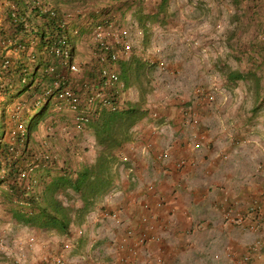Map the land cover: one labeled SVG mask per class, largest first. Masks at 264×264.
<instances>
[{
  "label": "rangeland",
  "instance_id": "obj_1",
  "mask_svg": "<svg viewBox=\"0 0 264 264\" xmlns=\"http://www.w3.org/2000/svg\"><path fill=\"white\" fill-rule=\"evenodd\" d=\"M125 1L129 2V0H87L79 4V8L76 9L87 11L110 4L115 11L117 30H128L130 53L140 55L142 59H147L151 64L149 77H145L138 84L141 88L129 86L125 92L119 94V98L137 101L142 93L144 107L148 109L149 114L144 116L139 123H151L157 127L158 131L163 132L165 137L170 134V136H176L178 141L184 140L187 152L193 154L190 157L189 154L182 153L179 159L172 158V167L169 165L171 173L168 174V179L171 180L175 174L182 172L190 164L198 166L197 171L202 174L204 167H200L203 163L202 150L215 152L216 148L223 150L222 146L230 145L235 148L233 151L235 156L225 158L226 162L240 161V164L245 166V170L248 167L251 168L248 176L258 180L261 176L260 172L264 171V169L261 170L262 161L259 157V151L262 152L264 147V109L261 108L264 89L257 93L249 89L253 81L247 76L246 80L242 78L231 80L227 74L230 70L239 68L246 75V71L251 69V72L260 77L261 84L264 86V26H262L264 22L254 21L250 23L252 26L249 29H247L249 25L243 22V20H255L254 17L260 14L264 0H169L162 12H156L155 9L159 0H150L148 4L145 3L144 9L150 14L153 12L155 19L147 23L145 33L138 27L136 29L128 27L133 21L131 15L133 7L126 9L121 16L120 12L115 9ZM64 8L69 15L77 12L71 6ZM87 18L89 20V17ZM233 20L238 21V27L234 25ZM244 25L247 30L243 31L240 27ZM81 26L84 25L81 24ZM138 30L142 33H137ZM84 33L77 42L76 59H82L87 68H94L97 66L93 51L96 38ZM212 42L213 45H211ZM7 54L12 56L11 52ZM76 72L80 74V68L76 67L73 74ZM211 93L214 95L213 99L209 98ZM154 102L166 103V106L170 103L175 105L180 109V122L174 124L166 119L170 111H165V113L156 111L157 109L150 104ZM166 110L169 109L166 108ZM62 120L55 131V144L51 147L49 145L51 160L42 162L37 167L38 173L48 171L49 178L56 175L58 170L65 166L64 164L74 165L75 168L81 163L93 164L98 152L102 150L95 144L90 126L82 130L70 121L71 116ZM175 125H180V127L175 129ZM141 129L138 127L135 130L139 131L142 136ZM174 130L178 131L174 132ZM131 131L132 129H130V134ZM216 133L220 137L214 139L217 136ZM235 139L238 142H235ZM232 140L235 142L234 145H232ZM166 144H169L168 141ZM253 144L257 145V149L260 150H253ZM132 145L133 143L128 140L123 146L130 151L123 150V147L116 151L115 165L118 168L119 177H123L125 183L131 181L133 176L132 171H129L127 175L124 173V167L132 166L130 161L136 153L131 150ZM148 151L145 148L140 153L147 156V153L152 154L153 152ZM154 154L156 158H159L158 160H164V163H167L170 156L166 148L156 150ZM41 159L42 157H38V161ZM160 164L156 167L157 170L159 168L163 170L166 166L161 162ZM145 172L154 173L153 170L148 169ZM141 174L146 176L144 173ZM158 174L161 175V173ZM37 176L35 175L33 180ZM30 181L26 182L29 184ZM149 182L146 190L161 196L165 190L170 192L175 186L170 184L171 188L162 189L161 193L156 188L157 182ZM32 185L35 189L37 188L36 190L40 189L37 179ZM30 187L27 188L28 192L31 191ZM124 193V189L115 186L101 202L104 200L106 206L111 203L115 204H111V210L108 211L119 208L121 210L120 219L125 225L123 226V223L116 225L115 222L104 220L102 217L101 219L93 218L89 223L87 221L89 225L95 224L92 226V232L96 234V237L88 234V226H85L87 229L83 226L82 237L75 240L70 237L72 242L79 244L80 249L63 252L64 264L70 262V259H77L79 264H90L84 259L87 258L86 254L91 253L96 262L93 264H119L117 258L121 254L119 246L124 243L125 227L133 226L136 229L139 223L144 226L146 232H148L149 224L154 226V234L156 238L158 237L157 242L160 245L158 248L163 250L159 255L161 264H237V258L252 242V239L248 241L254 236L250 232L237 227H234L233 231H230L231 228L222 230L223 224H232L225 220L223 214L219 216L222 222L217 224L205 221L200 223L192 219V214L187 212L186 216L191 224H188L185 233L181 234L178 230L173 233L170 227H166L167 222L164 228L169 231L163 228L158 230L156 210L165 205V200L161 198L162 200L153 201L151 204L148 200L138 197L140 203L132 205L130 198L134 195L130 194V197V195L125 196ZM263 195L264 193L252 198ZM142 202L147 203L149 207L141 206ZM72 204L75 206L74 202ZM127 204L130 207H127ZM104 205L102 208H106ZM136 207L141 210L137 213L136 224L126 222L122 216L123 213L132 214L128 208ZM143 218L146 221H143ZM170 221L171 227L174 228L173 216H170ZM168 225L170 226V223ZM70 229L71 235L79 234L73 226ZM118 231L119 237L116 235ZM91 237L95 239L94 246L88 242ZM66 239L65 235L57 233L54 229H40L33 223L13 216L8 205L2 201L0 193V264H41L45 256L53 254L51 249H59ZM87 242L89 251L82 248ZM127 242L131 243L126 240L124 244ZM232 243L233 245L242 244V247L238 246L230 252ZM156 252L158 251L152 252V255ZM145 258V254L143 257L141 252L139 258L130 264H154L152 258H148V261H145Z\"/></svg>",
  "mask_w": 264,
  "mask_h": 264
},
{
  "label": "trees",
  "instance_id": "obj_2",
  "mask_svg": "<svg viewBox=\"0 0 264 264\" xmlns=\"http://www.w3.org/2000/svg\"><path fill=\"white\" fill-rule=\"evenodd\" d=\"M148 1L129 0L115 9L121 16L133 7V21L128 27L145 33L147 23L155 19L153 12H145ZM83 2L87 0H0L1 198L13 216L74 240L82 233L71 235L70 227L78 231L91 209L116 186V151L130 140V129L149 114L142 93L137 101L119 98V94L129 86L136 88L149 77L152 67L134 53L112 59L111 53L120 48L119 43L112 42L118 34L114 8L106 4L77 11ZM168 2L159 0L156 12H162ZM65 6L77 12L69 15ZM233 21L237 25L238 21ZM99 29L110 49L104 51L94 39L97 66L87 68L82 59H76L77 42L84 32L95 37ZM118 37L121 42L126 39L120 34ZM71 65L80 68V74H73L76 70ZM106 68L115 70L117 81L102 74ZM227 76L231 80H246L247 76L253 81L250 90L259 93L264 89L251 69L246 75L239 68L233 69ZM69 116L82 130L90 126L94 142L102 150L93 164L81 163L77 168L64 164L49 178L48 171L38 173L37 167L51 160L49 149L55 144L56 128ZM38 157L42 159L38 161ZM23 171L27 172L24 178ZM35 175L38 190L32 185ZM27 180H31L29 184Z\"/></svg>",
  "mask_w": 264,
  "mask_h": 264
},
{
  "label": "crops",
  "instance_id": "obj_3",
  "mask_svg": "<svg viewBox=\"0 0 264 264\" xmlns=\"http://www.w3.org/2000/svg\"><path fill=\"white\" fill-rule=\"evenodd\" d=\"M259 13L260 14H258V16L254 17L255 20H243L244 23H247L249 25L247 29L251 28L252 24L250 23H253L254 21H257L258 23L261 21L264 22V5H261V9ZM262 26H264V23L262 24ZM243 27L245 28V25ZM245 32H248V31H245ZM150 104L151 106L157 109L156 111L163 112V113H165V111H170L166 119H169L170 121H172V123L176 124L180 122L179 120L180 109H178L175 105L170 103L169 106H166V103L161 104L160 102H154ZM166 108L169 110H166ZM261 108L264 109V101H262L261 103ZM138 127L142 128L141 129V132H143L142 136L140 135L141 133H139V131L135 130ZM179 127L180 125H175L174 128L178 129ZM176 131L178 130H174V132ZM164 135L165 134H163V132L158 131L157 127L151 123L149 124L138 123L134 125L131 131V138L129 140L130 143L131 142L133 143L132 145L133 149L131 150H134L136 152L133 155L134 157L132 156L131 158L132 160L130 161V165H132L133 167V171H132L133 176L131 177V181L129 180L126 183L124 182L123 177L122 178L119 177L116 181V186L121 187L122 189L125 190V193H124L125 196L131 194V195H134L133 197H139L141 199L144 198L148 200L151 204L153 201L159 200L161 198L165 200L166 202L165 205L162 208L156 210V214L158 218L157 223L159 224L158 230L161 228L167 230V228H164L165 227L164 225L167 222L168 224L170 223V226L166 224V227L167 226L170 227V231L173 230V233L177 230L180 231L181 234L185 233V231L188 229V224L189 225L191 224L189 222L188 216H186L187 212L192 214V217H193L192 219H194L195 221H200V223L202 221H205L207 223L213 222V223L220 224L222 222V218L219 216L223 214L224 207H226L227 205L233 202H236V205H233L232 208L234 209L236 207L238 210L244 211L246 210V207L248 206V203L251 201L252 197L264 193V176L262 177V174L264 175V171H261L260 172L261 176L258 177V180H255V177L248 176V174L251 173V168L248 167V169L245 170V166L241 165L240 161L226 162L225 158L227 157L232 158L235 156V153L233 152L235 148H233L230 145H227L225 147L222 146L223 150H220V148H216L215 152H213L212 150L206 151V149L202 150L203 151V157H202L203 163L200 166V167L204 166L202 174H200L197 171L199 169L198 166H194V165L191 166L190 164V165H187L186 169H184L182 172L175 174L171 178V180L170 178L168 179V176H169L168 174L171 173L170 166L172 165V160L174 158L179 159L182 156V153L183 154L187 153L189 154L190 157H192L193 154L190 152H187L186 150L187 146H185L184 140L178 141L176 139V136L172 134H171L172 136H170L169 134V136H166V137ZM216 135L217 136H215L214 139L220 137L217 133ZM173 137L175 138V140ZM166 141H168L170 145L166 144ZM235 142H238L237 139H235ZM235 142L232 140V145H234ZM256 146L257 145L253 144V150L259 151L260 149H257ZM145 148L148 149L149 151L152 150L153 151L152 154L150 152V153H147V156L142 155L140 152H142L143 149ZM165 148L168 150L170 154L169 159H167V163L165 162L166 164L164 163V160H158L159 158H156L154 154L156 150L158 151L160 149H165ZM247 148L249 147L247 146ZM122 149L125 151L126 150L130 151L129 149L124 148V146ZM181 149H182V152H181ZM262 149H263L262 152L261 150L259 151V157L262 161L261 170L264 169V147ZM238 156L240 155L238 154ZM169 161H171V163H169ZM160 162L166 165L164 166L163 170H161L160 168L159 170L156 169L157 166L161 165ZM147 169L153 170L154 173L152 174L150 172H145ZM120 173L122 174L121 171ZM124 173L126 175L128 174L126 170ZM141 173L146 174V176L144 175L142 176ZM158 173H161V175ZM149 181L157 182L158 184L156 188H158L161 193H162V189L163 190L168 189L170 187V184L175 185V186H173V188L170 187L171 188L170 192L165 190L162 196L158 193L155 195L146 190L147 185H149L150 183ZM126 190H129L130 192ZM125 201L127 200L125 199ZM104 204H105L104 200L102 202L100 201L91 209V211L87 214V219H89V221L87 220L88 223L93 218L101 219V215H100L101 211L111 210L110 208H111L112 203L110 205L108 204V206ZM103 205L106 208H102ZM112 205H115V204H112ZM128 206L129 205L127 204V207ZM128 209L130 210L132 214H127L126 212H124L122 216L126 222L135 223L137 220V213L138 211L141 212V210L138 207L128 208ZM195 212L197 213L195 214ZM170 216H173L172 225L175 224L174 228L171 227ZM162 217H163V220L161 221ZM87 221H85L82 225L84 227L88 226L89 227V230L87 231L88 234L90 233L89 235L96 237V234L94 235V232H92V226H94L95 224L91 223L89 225L86 223ZM249 222L250 220H246L243 223V225L225 223L223 224L222 230L231 228L230 231H233V228L237 227V228H240L241 230H245V232H250V234H254V236L252 238H249L248 241H250L251 239L253 241L255 238L264 239V227L263 228L260 227L257 229H250L248 225ZM124 225L125 224L123 222V226ZM85 228H84V231H86ZM158 230L156 227V231ZM145 234H146V230L144 226L139 223V225L136 226L135 239L142 238ZM116 235L119 237V231L116 233ZM135 239L131 238L130 242H134ZM157 241L158 240H154L153 242H151V246L154 252L160 249L158 248L160 245H159V242ZM88 242L92 243L91 244L92 246H94L96 243L95 239H92V237L90 238V241ZM88 242L87 244L85 243V245L82 246V248L83 249L85 248L87 251H89ZM241 243L243 242L241 241ZM231 245L232 246H231L230 252H233L235 248H237L238 246L242 247V244L233 245L232 243ZM73 246H74L73 249H75L74 251H77L78 249H80L79 244L76 242L75 243L73 242ZM51 251L53 253H58L62 251V246H60L59 249L52 248ZM86 255H87V258L84 259L85 262L93 264L95 260L92 256V253L86 254ZM73 256H70V257L72 258ZM66 264H79V262L77 259L75 260L70 259V262L68 261V263ZM248 264H264V260L260 258L259 256L255 255L251 257L250 262Z\"/></svg>",
  "mask_w": 264,
  "mask_h": 264
},
{
  "label": "built area",
  "instance_id": "obj_4",
  "mask_svg": "<svg viewBox=\"0 0 264 264\" xmlns=\"http://www.w3.org/2000/svg\"><path fill=\"white\" fill-rule=\"evenodd\" d=\"M117 33H118L117 37L115 34L114 41L112 42L119 43L120 48L115 53H111L112 59L119 58V55L128 57L131 52V45L129 42L130 38L128 37V30L126 29L118 30ZM137 33L140 34L142 33V31L140 32V30H138ZM119 34L126 39H124V41L121 42V39L118 37ZM104 35L105 34L103 30L99 29V31L95 34V38L100 42V45L104 48V51L105 50L107 51L110 49L109 48L110 44H107V41H105L104 39ZM211 45H213V42L211 43ZM103 58L105 57L103 56ZM71 69L76 70V66L71 65ZM102 74L107 76L111 81H117L118 79L117 73L115 72V70H112L111 68L103 69ZM213 97L214 95L212 93L209 94L210 99H213ZM210 99L208 100L210 101ZM124 160H126V158H124ZM26 174L27 172L23 171L21 173V177L24 178ZM130 199H131L130 202L132 205H136L138 204V202L140 203V200L138 197H132ZM233 203L227 205L223 209V216L226 221L232 224H235V225H243V223L246 220H250L248 224L250 229H257L260 227L262 228L264 227V195L261 197L252 198L251 201L248 203L246 210L244 211H240L236 207L233 209L232 206L236 205V202H233ZM141 206L149 207L147 203H143V202L141 203ZM120 211L121 210L119 208L113 211L104 210V212L101 211L102 214L101 212L100 214H101L102 219L115 222L116 225L118 224L121 225L123 221L120 219L121 217ZM146 219L143 218L142 220L146 221ZM145 226H147L146 222H145ZM135 230L136 229L133 226L125 227V230H124L125 239L123 241L124 243L126 240L130 241L131 238L135 239ZM82 231L83 229L80 228L78 229L77 232L81 234ZM147 231L148 232H146V234L142 238L135 239L134 242H131V243L127 242L126 244L124 243L120 244L119 247L121 248V254L117 258L119 264H130L131 262L139 258V256L141 255V252L145 254L146 256L145 261H148V258H152L154 260V264L162 263L159 257L160 253L163 251L162 249H159L155 255H152V252L154 251L152 249L151 242H153L154 240H157L158 238V237L156 238V235L154 234L155 232L154 226L152 224H149L147 227ZM72 246H73L72 239L68 238L62 245V251L45 256L41 264H64L63 252L70 251ZM255 255L259 256L260 258L264 260V239L255 238L246 247L245 251L241 254V256L237 258L236 263L237 264H248L250 262L251 257Z\"/></svg>",
  "mask_w": 264,
  "mask_h": 264
},
{
  "label": "clouds",
  "instance_id": "obj_5",
  "mask_svg": "<svg viewBox=\"0 0 264 264\" xmlns=\"http://www.w3.org/2000/svg\"><path fill=\"white\" fill-rule=\"evenodd\" d=\"M124 168H125V170H126L127 172H129V171H130V172L133 171V167H132V166H127V167H124ZM223 209H224V208H223ZM87 220L89 221V219H87ZM82 227H83V225L80 226L81 229H83ZM80 228H79V229H80ZM72 247H74V246H72ZM71 250H73V248H71ZM143 257H144V254H143Z\"/></svg>",
  "mask_w": 264,
  "mask_h": 264
}]
</instances>
